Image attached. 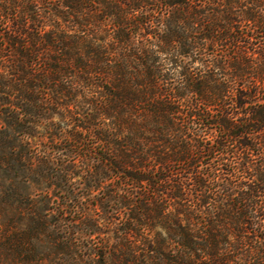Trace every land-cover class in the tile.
I'll use <instances>...</instances> for the list:
<instances>
[{"label":"trees","instance_id":"1","mask_svg":"<svg viewBox=\"0 0 264 264\" xmlns=\"http://www.w3.org/2000/svg\"><path fill=\"white\" fill-rule=\"evenodd\" d=\"M25 159L103 264H264V0H0Z\"/></svg>","mask_w":264,"mask_h":264},{"label":"rangeland","instance_id":"2","mask_svg":"<svg viewBox=\"0 0 264 264\" xmlns=\"http://www.w3.org/2000/svg\"><path fill=\"white\" fill-rule=\"evenodd\" d=\"M12 166L0 161V264H103L88 254L90 228L72 225L70 199L55 195L53 179L35 171L38 161ZM70 226L81 231L75 244L65 238Z\"/></svg>","mask_w":264,"mask_h":264}]
</instances>
